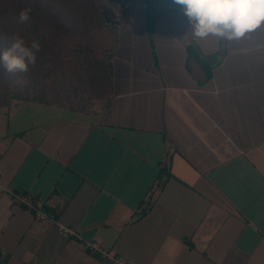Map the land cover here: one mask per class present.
<instances>
[{
    "label": "crops",
    "instance_id": "crops-1",
    "mask_svg": "<svg viewBox=\"0 0 264 264\" xmlns=\"http://www.w3.org/2000/svg\"><path fill=\"white\" fill-rule=\"evenodd\" d=\"M111 2L107 106L0 98V264H113L89 241L128 264H264V25L194 37L150 0L151 37L140 0Z\"/></svg>",
    "mask_w": 264,
    "mask_h": 264
},
{
    "label": "trees",
    "instance_id": "trees-1",
    "mask_svg": "<svg viewBox=\"0 0 264 264\" xmlns=\"http://www.w3.org/2000/svg\"><path fill=\"white\" fill-rule=\"evenodd\" d=\"M152 37L156 13L150 0H140ZM0 0V50L10 47L18 33L26 42L38 40L35 66L25 73H8L0 67V98L69 108L88 113L95 103L108 105L113 77L112 59L119 40L116 24L108 23L104 12L111 0H38L31 3L29 20L19 23V12L3 10ZM192 54V55H191ZM188 70H210L190 49ZM169 172L162 170L161 173ZM149 211H143L146 214Z\"/></svg>",
    "mask_w": 264,
    "mask_h": 264
},
{
    "label": "clouds",
    "instance_id": "clouds-1",
    "mask_svg": "<svg viewBox=\"0 0 264 264\" xmlns=\"http://www.w3.org/2000/svg\"><path fill=\"white\" fill-rule=\"evenodd\" d=\"M190 24L194 37L209 34L229 40L244 37L264 25V0H173ZM31 8L21 9L19 23L29 20ZM41 50L38 40L26 42L18 33L11 36V45L0 50V67L8 73H25L35 66Z\"/></svg>",
    "mask_w": 264,
    "mask_h": 264
},
{
    "label": "built area",
    "instance_id": "built-area-1",
    "mask_svg": "<svg viewBox=\"0 0 264 264\" xmlns=\"http://www.w3.org/2000/svg\"><path fill=\"white\" fill-rule=\"evenodd\" d=\"M14 198L19 205L26 206L30 211H32L39 220H50L53 219L54 216L52 213L46 212L45 210L39 208L33 201L32 198L25 194H14ZM86 249L99 253L103 258L109 259L113 262V264H128L121 262L116 256H114L110 251L103 249L100 247L97 242L89 241L85 242Z\"/></svg>",
    "mask_w": 264,
    "mask_h": 264
},
{
    "label": "rangeland",
    "instance_id": "rangeland-1",
    "mask_svg": "<svg viewBox=\"0 0 264 264\" xmlns=\"http://www.w3.org/2000/svg\"><path fill=\"white\" fill-rule=\"evenodd\" d=\"M35 1H38V0H2V7H3V10L6 8H13L15 9L17 12L20 13L21 9H24V8H28V6L35 2ZM104 16L106 18L107 21H110V18H111V15L108 11H105L104 12ZM97 103H95V105H97ZM94 105V106H95ZM93 106V107H94Z\"/></svg>",
    "mask_w": 264,
    "mask_h": 264
}]
</instances>
